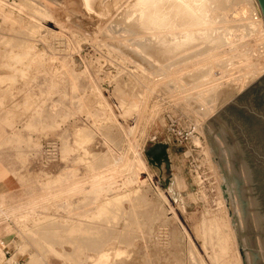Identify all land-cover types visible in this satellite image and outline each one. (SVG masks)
I'll use <instances>...</instances> for the list:
<instances>
[{
  "label": "rangeland",
  "instance_id": "rangeland-1",
  "mask_svg": "<svg viewBox=\"0 0 264 264\" xmlns=\"http://www.w3.org/2000/svg\"><path fill=\"white\" fill-rule=\"evenodd\" d=\"M2 2L0 208L30 197L31 200L37 197L39 203L45 204L46 198L49 199L48 189L58 178L61 182L66 180L82 187L68 194L67 203L59 209L73 221L69 236L78 234L82 240V236L97 238L94 233L99 230L110 235L121 232L124 233L120 234L123 235L121 241H124L119 245L126 250L128 247L135 249L142 264H214L211 250L204 248L199 232L202 219L210 217L227 238V244L222 248L224 262L217 264H245L223 140L206 121L264 75V69L261 70L264 67V38L247 34L239 40L243 43L239 53L230 57L223 68L211 71V79L219 77L222 81L211 89L223 94L211 103L209 110L200 112L201 99L197 94L202 92V87L190 90L185 84L174 87L157 83L156 87L147 88V83L160 73L157 70L159 64H155L159 63L158 58L145 55L146 60L138 54L139 57L136 55L129 61L124 51H115L118 53L115 54L117 43L124 49L133 37L129 38L131 33L128 32V36L125 31L127 36L123 32L125 36L121 35V28L116 32L119 30L115 23L118 17L111 20L116 13H111L102 22L93 17V13H88L86 0ZM243 2L241 7L248 2L251 5L253 1ZM15 3L25 5H21L26 8H22L25 12L12 9L11 4ZM109 19L116 27L110 25L109 28ZM112 28H116L115 31ZM116 33L124 36L125 44ZM242 36L240 29L235 31L234 37ZM151 58L155 60L151 61ZM160 61L164 62L163 59ZM178 67L181 68L175 65L173 69ZM178 69H174L169 78L183 73ZM136 78L140 81L136 82ZM149 88H154L155 92ZM141 97L146 100L144 103L140 101ZM105 109L110 110L112 119L107 110L103 112ZM169 118L174 119L179 128L192 127L194 132L190 138L179 142L167 129ZM137 153H140L141 165L136 166V183H125L130 175L122 170L123 160L117 159L121 155H129L130 159ZM153 153L159 159L154 160ZM111 171L114 172L113 183L91 191L93 175L104 176ZM104 205L111 207L102 210ZM36 211L37 217L22 223L0 216L2 242L5 227L13 231L6 245L12 256L22 254L28 258L29 252L38 251L40 261L48 264H92L85 258L68 263L53 258L44 242L49 209L38 207ZM129 217L140 221L134 227L142 226L155 235L147 248L141 240L143 234L132 232L134 227L130 226L133 224ZM41 224L44 225L42 228ZM122 226L130 227L123 229ZM35 229L45 231L42 234ZM131 233L134 237L129 242L127 236ZM78 235L75 237L80 239ZM34 239L38 244L33 242ZM79 248L84 253L89 250L88 247ZM2 253L3 250L0 261L4 260ZM94 264L109 263L99 259Z\"/></svg>",
  "mask_w": 264,
  "mask_h": 264
},
{
  "label": "bare ground",
  "instance_id": "bare-ground-1",
  "mask_svg": "<svg viewBox=\"0 0 264 264\" xmlns=\"http://www.w3.org/2000/svg\"><path fill=\"white\" fill-rule=\"evenodd\" d=\"M4 1L5 0H3V2H2V0H1L0 2L4 3ZM124 1L125 2H123V0H86V2H85V0H84L85 4H87L88 13H90V14L93 13L92 14L93 17H96L99 21L103 20L105 22V19H107V17H110L111 13H116L115 15L113 14L114 18L112 16L111 20H113V19L115 20V16L118 17L115 20V23H116V26H119V27H116L114 25L115 23H112V25H111V22L109 19V21H108V23L110 22L109 28H111L114 25L117 28V29L115 28L116 30H118V28H119V30L116 32H119L120 28H121V33H120L121 35L125 34L127 36V33L129 32V33H131L130 36L128 33L129 38L131 36H133V37H131L132 40L129 39L130 40V42L128 43L129 46L126 44L127 46H126V48H124L125 50L122 47H119L121 45L117 46L118 43L117 44L114 43V44H116V46H114V52L117 51L120 53V52L124 51V55H125V57L128 56V58H127L128 60L132 57H136V55H138V54L143 55V57L146 55L147 57L156 56V59L158 58L157 60L159 61V63H155V64H159L160 67L157 65L158 66L157 70H158V73L159 72L160 73L157 75V77H155V79H153V80L150 79V80H152L151 82L148 81L149 80V78H148L147 81L149 83H147V85H146L147 88L151 85L153 87H156L157 83H161L163 86H174V87H178V85H180V84H185V85L189 86L190 90L197 88V87L198 88L202 87V90H201L202 92L197 94L198 97L201 99L200 105L198 106L199 109H201L200 112H206L207 110H209L211 103H213L216 99H218L221 94H223V93H217V92L213 91V89H211V87L215 86L216 84L218 85V84L222 83V81L220 80L221 78H219V77L211 79V71L215 68H223L224 66H226L229 63L230 57L235 56L236 54L239 53L240 47H241V45H243L242 41H241V43H239V40L244 38L247 34L249 35L250 33H254L257 35V37L264 38V25L262 23L260 9H259L257 3L255 2V0H252L253 2H251L252 3L251 5L248 2V4H245V6H243V7H241L240 4L241 3L243 4L244 0H131V1L129 0V2H128V0H124ZM19 4L20 3L11 4V6H12L11 8L15 9L17 11L24 8V7H21V5H23V4H20V5ZM30 4L31 3L29 2V5ZM23 6H25V5H23ZM32 6H31V8H32ZM7 7H10V6H7ZM26 7H28V6L26 5ZM24 9H26V8H24ZM28 9L29 8H27V10ZM85 9H86V7H85ZM23 12H25V10H23ZM42 13H43V11H42ZM28 14H30V13H28ZM98 20L95 19V22L97 23ZM124 20H126V21L124 22ZM93 22H94V19H93ZM108 23H106V24H108ZM105 25H103V26L105 27ZM110 25H111V27H110ZM99 28H101V27H99ZM113 28L111 30H113ZM91 29H92V27H91ZM102 29H103V27H102ZM102 29H99V30H102ZM115 29L113 31H115ZM238 29H240L243 32V36L240 38L234 37L235 31H237ZM97 31L98 30L96 29L95 32H97ZM103 31H104V29H103ZM107 31L109 32L108 29H107ZM124 31L127 33H125ZM98 33H99V31H98ZM104 33H105V31H104ZM111 33L113 34L114 32H111ZM112 34H110V35L114 38L115 36H113ZM116 34L121 39H122V37L124 38V36H125V35L120 36V35H118V33H116ZM116 34H114V35H116ZM138 35H140V36H138ZM95 36H97V35H95ZM240 36H241V34H240ZM103 38H105V37L103 36ZM121 39H120L121 42L125 41V40H123V39L121 40ZM114 40H116V39H114ZM121 42H120V44H121ZM124 44H125V42H124ZM106 46L109 47V45H105V47ZM109 49H110V47L108 48V50ZM111 50L112 49H110L109 51H111ZM117 52H115V54H118ZM122 55H123V53H121V56ZM139 55L137 57H139ZM140 58L142 59V57H140ZM148 59H150V58H148ZM153 59L151 61H153ZM160 59L161 60L163 59L164 62H161ZM21 60H19V61H21ZM140 62H142V60ZM147 62H149V60ZM160 63H162V64H160ZM175 65L181 66V68L178 67L179 69L178 68H174V69H178V71L180 70L183 73L180 74V76H179V73L176 70V73H178L177 76L175 74V75H173L172 78H169V75L173 74V71H174L173 66H175ZM191 67H193V68H191ZM170 68L172 69L171 70L172 73L169 74ZM262 69H264V67L261 68V70ZM146 71H147V69H146ZM145 74H144V76H145ZM170 77H171V75H170ZM136 79H137L136 82L140 81L138 78H136ZM142 81H143V79H142ZM216 81H218V82H216ZM136 84H134V86ZM131 88H133V87H131ZM150 90L154 91L155 89L151 88ZM140 101L144 103L146 100H144V98L141 97ZM143 105H141V106H143ZM136 107H137L138 111H141L139 106H136ZM106 110L108 112V115H110L108 117H111V119H112L113 117L109 113L110 110L105 109V110H103V112ZM106 116H107V114H106ZM64 140L66 142V138ZM64 140H63V142H64ZM137 147H139V146H137ZM138 149H137V151H138ZM139 152H140V150H139ZM139 154L137 153V156L134 155V157L136 156L135 158L132 156V158H134V159H132V158L129 159L128 158L129 155L127 157H123L121 155L120 158L117 159V161L123 160L124 165L122 166V170L125 171L126 174L128 173L130 175L126 179L125 183H131V184L133 182L136 183V179H137V175H138V171L136 169V166L141 165V162L139 160ZM117 161H115V162H117ZM64 173H66V172H64ZM113 173L114 172L111 171V172H107V174H104V176L103 175L102 176L93 175L95 177H94V180L91 184V188H90L91 191L100 190L102 188H105L106 185H111L113 183V180H112L113 178L111 179ZM81 188L82 187H78V186L73 185V183L66 182V180H63V182H61L57 178L56 180L52 181V184L50 185V187L48 189V192H47L48 196L47 197L49 199L46 198L45 204L39 203L38 199H36L37 197L35 199H32V200L30 197L29 200L27 199L26 201H23L21 203H18L15 205H10V206L5 207V208H0V216L4 217L5 219H10L13 221H18V223H22L25 220L26 221L30 220L31 217H37V214L35 215L34 212H37L36 210L38 209V207H40V208H46L47 207V209H49V211L47 213V220L46 219H44V220H46L48 222V228L46 229V232L44 233L45 234L44 235L45 236L44 242L46 243V245L48 247L47 251L56 260H60L62 262L68 263V262H77L78 260L80 261L81 258H85L86 260H89V262H91L92 264H94V262L99 260V259L105 260V262H108L109 264H142L140 262L141 256L137 255V251L135 249H133L132 247H128V250H126V249H123L119 245L120 243H122L124 241V240L121 241V237H123V235H120V234H124V233L120 232V234H112L114 232L116 233L115 229L113 230L114 232L111 231L112 235L107 234V233H103L102 231L99 230L96 232L97 234L94 233L95 235H98L97 238L96 237L95 238L94 237L93 238H85V237L83 238L82 235H85L84 234L86 232L85 229H83V231H85V232L82 235H80V236H82V240L78 234H76V235H78L77 237H79L80 239L76 238L75 237L76 235L73 237H72V235L69 236L70 234H68V231H70L69 230L71 227L70 223L72 220L69 217L61 214L59 212V209L64 208V205L67 203V200L69 197L68 194H70L71 192L79 191V190H81ZM82 191H84V190L82 189ZM137 197H139V196H137ZM104 206L105 207H102V210H103V208H106L107 205H104ZM108 206H110V205H108ZM147 210H149V209H147ZM109 213L110 212H108V214ZM146 213H148V212L146 211ZM136 215H138V213H136ZM110 216H112V218H113L112 214ZM110 216H108V217L111 218ZM152 216H155V215H152ZM104 218H105L104 220L106 221V217H104ZM112 218H111V221H112ZM113 219H115V218H113ZM118 219H121V218H118ZM133 219L134 218L132 217L129 220H131L132 221L131 224H133L130 226L134 227V224L137 225V223H140V221H138L137 219H134V220ZM36 220L38 221L40 219H36ZM102 220H103V218H102ZM102 220H99V221H102ZM103 221H102V223H103ZM109 222L110 221H108V223ZM118 222H119V220H118ZM127 222H129V221H127ZM108 223H105V225ZM123 223H124V221H123ZM39 224H40V222H39ZM44 225H45V223H44ZM44 225L41 224L40 228H42V226H44ZM105 225H103V226H105ZM123 225H125V224H123ZM37 226L39 227V225H37ZM46 226L47 225H45V227ZM116 226H118V225H116ZM100 227L101 226H99V228ZM125 227H127V226H125ZM125 227H123V229ZM129 227H127V228L129 229ZM73 228L75 229V227H73ZM106 228H107V226H106ZM106 228H104V229H106ZM127 228H126V230H127ZM110 229H112V227ZM37 230L38 229H35V231H37ZM107 230L108 229H106L105 231H107ZM132 230H134L132 232H138V233L143 234L141 236V240L144 241V243H145L144 247L145 248H147L149 246L148 244L150 242H152V237L155 236L154 234L152 235V233L148 232L147 229H145L144 227L142 228V226H140V228L136 226ZM38 231H40V230H38ZM42 231H45V230H42ZM42 231H40V232H42ZM40 232H36V233H40ZM70 232H72V231H70ZM118 232H119V229H118ZM122 232H124V231H122ZM128 232L130 233V231H128ZM199 232L201 234V238L203 241L204 248L211 250V256L214 257L213 263L217 264L219 261L224 262V259H223L224 252H223L222 248L224 245L227 244V238H226V236H224L221 228L219 227V225L217 224L215 219L210 218V217L203 218L201 221V226H200ZM89 233H90V231H89ZM89 233H88V235H89ZM91 233H93V231ZM108 233H109V231H108ZM12 234H13L12 229L5 227V229L3 230V235L5 238V240L2 242L3 246H6L9 243L8 241H10ZM42 234H43V232H42ZM40 235H41V233H40ZM40 235H38V236H40ZM42 236H41V238L43 240L44 236L43 237ZM92 236H93V234H92ZM133 237H134V235L131 233V235L127 236V240L130 242ZM25 239H26V237H25ZM25 242H26V240H25ZM33 242L37 243V241H35V239L33 240ZM19 245L20 244L18 243L17 246H19ZM79 247H82V248L88 247L89 250H88V252L86 251L84 253L82 248H81L82 252L79 250L80 249ZM156 247H158V246H156ZM17 249L20 250L21 248L17 247ZM2 250L3 249L1 246V251ZM123 250H124V252L121 254V252ZM154 251H157V250H154ZM35 252L36 253L29 252L28 261L31 264H35L41 260L38 257V256H40V252H38V251H35ZM141 253H142V251H141ZM152 254H154V253H152ZM142 261H145V259L143 258Z\"/></svg>",
  "mask_w": 264,
  "mask_h": 264
},
{
  "label": "water",
  "instance_id": "water-1",
  "mask_svg": "<svg viewBox=\"0 0 264 264\" xmlns=\"http://www.w3.org/2000/svg\"><path fill=\"white\" fill-rule=\"evenodd\" d=\"M206 123L223 140L244 263L264 264V75Z\"/></svg>",
  "mask_w": 264,
  "mask_h": 264
},
{
  "label": "built area",
  "instance_id": "built-area-1",
  "mask_svg": "<svg viewBox=\"0 0 264 264\" xmlns=\"http://www.w3.org/2000/svg\"><path fill=\"white\" fill-rule=\"evenodd\" d=\"M174 119L169 118L168 121V127L167 129L170 130L172 134H174V137L178 139L179 142L184 141L193 134L194 130L192 127L189 128H179L175 123ZM1 242V241H0ZM3 254H5L8 258V261L5 262V264H31L28 261L27 256H23L22 254H19L18 256H14L9 258L10 253L6 246H2ZM35 264H48L46 261L42 260Z\"/></svg>",
  "mask_w": 264,
  "mask_h": 264
},
{
  "label": "crops",
  "instance_id": "crops-1",
  "mask_svg": "<svg viewBox=\"0 0 264 264\" xmlns=\"http://www.w3.org/2000/svg\"><path fill=\"white\" fill-rule=\"evenodd\" d=\"M162 148V147H161ZM155 152V151H154ZM154 154V153H153ZM151 158V157H150ZM0 193H2V192H0ZM1 233H2V231L0 232V255H1V246H3V243H2V236H1ZM9 253H10V257L9 258H11V257H14V256H12V253L9 251ZM3 254V253H2ZM3 256H4V260L2 261H0L1 263L0 264H5V262L6 261H8V258H7V256L5 255V254H3ZM3 262V263H2Z\"/></svg>",
  "mask_w": 264,
  "mask_h": 264
},
{
  "label": "trees",
  "instance_id": "trees-1",
  "mask_svg": "<svg viewBox=\"0 0 264 264\" xmlns=\"http://www.w3.org/2000/svg\"><path fill=\"white\" fill-rule=\"evenodd\" d=\"M161 151H162V148L159 149V152H161ZM156 152H158V151H156ZM154 157H155L154 160L159 159V158L157 157V155H155V154H154Z\"/></svg>",
  "mask_w": 264,
  "mask_h": 264
}]
</instances>
